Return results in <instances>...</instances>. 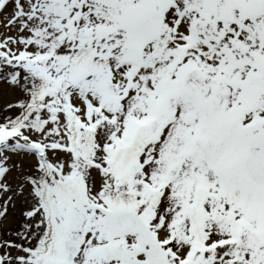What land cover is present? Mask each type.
<instances>
[{
	"label": "snow or ice",
	"instance_id": "1",
	"mask_svg": "<svg viewBox=\"0 0 264 264\" xmlns=\"http://www.w3.org/2000/svg\"><path fill=\"white\" fill-rule=\"evenodd\" d=\"M0 264H264V0H0Z\"/></svg>",
	"mask_w": 264,
	"mask_h": 264
}]
</instances>
